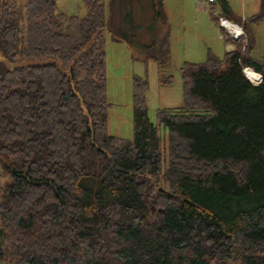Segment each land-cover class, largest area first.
<instances>
[{
  "label": "trees",
  "instance_id": "trees-1",
  "mask_svg": "<svg viewBox=\"0 0 264 264\" xmlns=\"http://www.w3.org/2000/svg\"><path fill=\"white\" fill-rule=\"evenodd\" d=\"M83 1L78 16L0 0V264H264V58L247 26L264 0L235 21L245 44L209 12L234 49L184 62L182 102L156 124L134 78L130 139L107 132L105 32L130 49L133 34L113 27V0L108 16ZM166 40L144 54L161 65Z\"/></svg>",
  "mask_w": 264,
  "mask_h": 264
},
{
  "label": "rangeland",
  "instance_id": "rangeland-1",
  "mask_svg": "<svg viewBox=\"0 0 264 264\" xmlns=\"http://www.w3.org/2000/svg\"><path fill=\"white\" fill-rule=\"evenodd\" d=\"M102 1L108 16L110 0ZM117 1L116 4L113 0L112 5L113 27L133 36L130 49L125 42L113 40L108 30L105 32L107 132L130 139L135 77L145 81L143 95L148 117L156 124L157 109L176 107L182 102L180 67L183 63L202 62L208 54L221 57L232 44L224 42L219 25L216 26L210 17V11L220 15L219 7L210 10L213 4L206 0ZM229 2L233 13L241 18H248L259 11L260 0ZM54 11L78 16L86 12L83 0H56ZM155 11L163 12L158 21L154 18ZM247 26L255 37L252 56L264 58V18L257 24L248 22ZM157 36L167 37L166 41L170 43L161 65L143 52ZM162 75H170L171 81L160 82Z\"/></svg>",
  "mask_w": 264,
  "mask_h": 264
},
{
  "label": "built area",
  "instance_id": "built-area-1",
  "mask_svg": "<svg viewBox=\"0 0 264 264\" xmlns=\"http://www.w3.org/2000/svg\"><path fill=\"white\" fill-rule=\"evenodd\" d=\"M209 4H214L216 0H206ZM218 25L221 27L226 35L230 38L231 42H243L246 43V34L244 28L240 23L234 22L224 16L218 15ZM259 74V73H258ZM260 75V74H259ZM262 78L260 75L259 83ZM258 83V82H257Z\"/></svg>",
  "mask_w": 264,
  "mask_h": 264
},
{
  "label": "water",
  "instance_id": "water-1",
  "mask_svg": "<svg viewBox=\"0 0 264 264\" xmlns=\"http://www.w3.org/2000/svg\"><path fill=\"white\" fill-rule=\"evenodd\" d=\"M46 62H48V61H46V60H24V61H21V62H17L16 63V65H32V64H45ZM246 68V67H245ZM245 68H243V73H244V69ZM244 75L246 76V74L244 73ZM247 77V76H246ZM248 78V77H247ZM249 79V78H248ZM250 80V79H249ZM251 81V80H250ZM252 82V81H251ZM254 83V82H253ZM5 163H6V161L5 160H3ZM8 179V177L7 176H2L1 177V182H3L4 180H7Z\"/></svg>",
  "mask_w": 264,
  "mask_h": 264
},
{
  "label": "crops",
  "instance_id": "crops-1",
  "mask_svg": "<svg viewBox=\"0 0 264 264\" xmlns=\"http://www.w3.org/2000/svg\"><path fill=\"white\" fill-rule=\"evenodd\" d=\"M227 1V3H228V6H229V10H228V16L231 18V20H233V21H237L238 19H240L241 17H238L237 15H235L234 13H233V11H232V9H231V5H230V2H229V0H226ZM215 6H218L219 7V9H218V11H220L221 10V8H220V5L218 4H213V6H211L212 8H215ZM210 7V8H211ZM255 14V13H254ZM253 15V14H252ZM251 16V15H250ZM246 18V17H245ZM224 40V39H223ZM225 43H227L226 41H224ZM229 43V42H228ZM227 43V44H228ZM229 44H232V43H229ZM230 47H231V45H230ZM232 49H234V45L232 44V47L231 48H229V50L228 51H230V50H232Z\"/></svg>",
  "mask_w": 264,
  "mask_h": 264
},
{
  "label": "bare ground",
  "instance_id": "bare-ground-1",
  "mask_svg": "<svg viewBox=\"0 0 264 264\" xmlns=\"http://www.w3.org/2000/svg\"><path fill=\"white\" fill-rule=\"evenodd\" d=\"M244 73L246 76L254 83L259 82L260 80V75L251 67H246L244 69Z\"/></svg>",
  "mask_w": 264,
  "mask_h": 264
}]
</instances>
